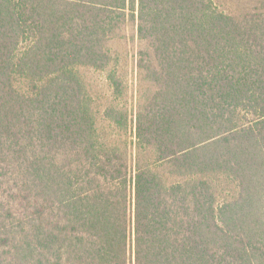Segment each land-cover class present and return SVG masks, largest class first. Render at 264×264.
I'll return each mask as SVG.
<instances>
[{"label": "trees", "instance_id": "trees-1", "mask_svg": "<svg viewBox=\"0 0 264 264\" xmlns=\"http://www.w3.org/2000/svg\"><path fill=\"white\" fill-rule=\"evenodd\" d=\"M131 21L129 142L83 70L123 97ZM0 264H264V2L0 0Z\"/></svg>", "mask_w": 264, "mask_h": 264}, {"label": "rangeland", "instance_id": "rangeland-1", "mask_svg": "<svg viewBox=\"0 0 264 264\" xmlns=\"http://www.w3.org/2000/svg\"><path fill=\"white\" fill-rule=\"evenodd\" d=\"M217 6L225 12L236 17L252 11L255 7H261L264 0H214ZM121 36L112 39L111 49L114 66L118 70L119 76L124 82L125 92L122 98L115 101L112 89L106 79L107 72L94 69H84L83 74L93 97V107L99 116L100 124L106 123L103 120V112L109 105H116L127 110L129 113L128 133L124 138L130 142L135 139V124L138 99V70L136 67L137 52L139 42L136 33V23L130 22L120 30ZM123 35V36H122ZM130 146V144H129ZM130 160L134 163L135 151L130 146Z\"/></svg>", "mask_w": 264, "mask_h": 264}]
</instances>
